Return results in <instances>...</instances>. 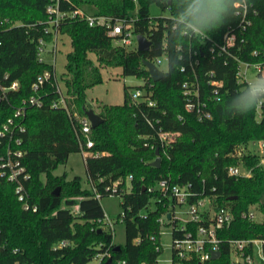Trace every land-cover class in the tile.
Masks as SVG:
<instances>
[{
	"label": "trees",
	"instance_id": "16d2710c",
	"mask_svg": "<svg viewBox=\"0 0 264 264\" xmlns=\"http://www.w3.org/2000/svg\"><path fill=\"white\" fill-rule=\"evenodd\" d=\"M51 2L0 0V84L19 82L18 90H8L0 101V130L34 94L32 86L38 76L53 71L50 64L39 62L37 55L38 40H52L45 30ZM253 2L259 15L238 46L244 59L255 60L252 53L260 50L264 60V0ZM152 4L167 10L169 16L152 17ZM60 7L113 19L136 13L134 33L145 35L152 45L147 52H139L137 47L127 50L114 43L105 27L90 26L86 19L61 23V40L68 37L72 49L60 81L73 113L86 115L85 109L90 107L87 93L103 82L104 64L120 66L124 76L136 75L144 83L134 89L125 85L122 104L104 105L98 111L104 121L92 130L91 148H86L85 138L77 135L78 123L64 109L52 107L59 96L52 82L40 90L41 107L25 105L24 115L18 119L25 126L23 142L16 148L24 152L22 163L30 175L25 182L28 199L38 209H24L15 184L0 176V243L5 244L7 259L33 264H88L111 248L110 261L102 264H160L159 219L169 212L171 201L161 190L149 189L162 180L190 184L195 196L189 202L208 196L217 207L230 208L234 219L220 232L222 238H264V167L256 150L249 149L250 142L264 140V104L260 119L257 104L245 112L243 101L250 89L237 82L236 62L212 58L207 45L184 33L187 23L217 41H222L229 29L239 33L240 18L232 0H61ZM90 53L96 54L99 64ZM164 53L169 57L168 70L155 82L143 59L154 62ZM211 71L224 82L221 99H210L213 117L200 121L185 108L183 83L196 76L207 99ZM136 89L148 94L156 106L146 101L131 103V93ZM162 132L175 134L169 144L165 145ZM81 141L90 154L85 165L91 189L84 188L78 176L67 179V173L53 172L71 154L82 151ZM157 150L159 167L151 165ZM239 164L251 168L252 174L230 175L228 167ZM57 188L59 195L54 193ZM114 194L121 197L123 209L115 224L123 216L125 225L126 241L120 250L114 249L117 245L112 247L110 230H100L97 224L105 216L101 199ZM151 204L154 209L148 208ZM250 212L255 213L254 218L249 217ZM166 226L173 228V237L181 235L175 222ZM63 240L71 244L53 247ZM16 247L20 252L14 254ZM191 264L200 263L194 260ZM201 264H232L230 246L222 243L220 257Z\"/></svg>",
	"mask_w": 264,
	"mask_h": 264
},
{
	"label": "built area",
	"instance_id": "2783aa9c",
	"mask_svg": "<svg viewBox=\"0 0 264 264\" xmlns=\"http://www.w3.org/2000/svg\"><path fill=\"white\" fill-rule=\"evenodd\" d=\"M60 1L61 0H52L47 7L48 20L45 22V30L47 34L52 35V40L50 42L46 41L44 38L38 40V60L41 63L50 64L53 71H46L38 76L36 82L32 86L34 94L28 100L23 101L24 105L16 109L14 117H10L0 130V176L5 178L8 182L15 184V192L24 209L29 210L32 208L34 211L38 208L30 204L28 199L29 195L25 186V182L30 178V175L27 173L22 163L24 152L20 148H16V146L22 144L23 140L21 133L25 131V126L18 119L23 117L25 105L30 104L38 107L43 105L40 90L46 82H52L59 95L58 99L52 103V107L55 109H64L69 117L78 123L79 132L77 129L76 133L79 137L81 135L85 138L86 148H91L93 146V140L91 138L93 127L90 119L87 115L79 116L77 113L71 111L68 105L67 95L61 86L60 75L57 70L58 53L60 52L62 41L59 31L61 23L66 19H86L90 26L105 27L115 44L127 50L138 47L136 34L134 33V23L137 19L136 13L130 18L113 19L110 16L90 15L81 9L62 10ZM232 5L236 15L240 18L238 26L239 33L233 29H229L223 35L222 41H217L209 37L199 27L192 23H187L184 33L189 34L191 37L194 36L198 38L201 44L207 45L208 53L212 58L226 57L233 59L236 62L235 77L237 82L250 89L256 81L264 79V60L260 57V50L253 51L252 55L256 58L255 60L244 59L241 56V48L238 46V43L244 42V34L253 25L254 18L259 15V11L254 6L253 0H232ZM154 63L161 69L162 64L167 63L168 65L169 57L164 53L157 57ZM251 73L254 74L255 80L250 78ZM215 75V71L209 73L207 84H209L211 90L207 99L206 93L204 89H202L196 76L194 79H187L183 83L185 108L187 111L194 113L200 121L213 117V113L209 107L210 99H221V89L223 88L224 82L222 79H216L214 77ZM18 88V81H13L10 86H3L0 84V101L7 97L8 90H18ZM141 101H146L149 106H156V102L153 101L148 94H145L143 90H134L131 93V103H139ZM262 105L263 104L257 103L256 111L258 119L262 117ZM174 135L175 134L170 132L161 133V138L164 139L165 145L170 143ZM257 144L260 149L256 152L260 155V165L264 167V140L257 142ZM85 146L83 145V141H81L83 153H86ZM244 149L246 152L248 151V148ZM242 151H238V154ZM228 173L237 177L250 176L252 170L243 164H239L229 166ZM128 178L132 179V176ZM154 190H161L164 195L169 196L171 201L169 212L161 217L159 222L162 225L171 221L175 222L177 224V231L182 232L181 235L177 234L175 237H173L172 234L173 243L171 246V257L168 261L170 264H191L194 260L198 261L200 264L205 263L213 259L214 252L219 251L221 255L222 243H227L230 246L232 264H264V238L225 239L220 236V232L228 229L233 222L234 216L230 208L224 206L217 207L214 201L208 196H202L193 200V202H189L190 198L195 196V192L192 191L190 184L170 183L167 180H162L155 188L149 189V191ZM113 191H117L116 186L113 188ZM95 196L100 198L99 193H95ZM179 208H183V211L188 213L189 218L187 220H183L177 216ZM169 213L171 214L170 219L167 217ZM249 217L254 218L255 213L250 212ZM120 221L123 222V216ZM97 224L100 230L104 228L110 230L113 235L112 247L115 246V222L105 213L103 218L97 220ZM70 244V241L63 240L53 247H64ZM157 249L163 253L162 245H158ZM19 252L20 249L17 247L12 250L14 254ZM162 253L158 258L160 264H164L161 258ZM111 257L112 251L111 248H109L105 252L97 254L88 264H102L105 260L110 261ZM0 264L33 263L20 260L10 262L7 259L5 244L0 243Z\"/></svg>",
	"mask_w": 264,
	"mask_h": 264
},
{
	"label": "rangeland",
	"instance_id": "374dc122",
	"mask_svg": "<svg viewBox=\"0 0 264 264\" xmlns=\"http://www.w3.org/2000/svg\"><path fill=\"white\" fill-rule=\"evenodd\" d=\"M150 12L152 17L169 16V12L167 10H163L156 4H152L150 6ZM71 49L72 46L70 43V39L68 37H63L57 60V70L60 76L66 72L67 53L71 51ZM89 56L96 64L100 63V61H98L97 59L96 54L90 53ZM104 66L105 67L101 70L103 82L90 89L87 93L88 104L90 106L88 108L94 109L97 113L100 109H102L104 105L122 104L124 102L125 85L131 87L130 89H134V87L143 85L144 83V80L136 75L124 76L122 74V68L120 66H115L109 63L104 64ZM167 68V63L162 64V70H167ZM250 78L252 80H255L254 74L251 73ZM249 148L256 151H259L260 149L255 141L249 143ZM88 156H90V154L87 151L86 153H83L82 151L79 153H73L70 155L65 164L59 165V167L53 172L55 175H62L64 173H67V179H72L78 176L82 179L81 183L83 187L86 189H91L92 185L88 180L85 165V160ZM121 202V197L116 194L108 195L101 199V204L104 208L105 213L109 215V217L114 222L118 218L119 214L123 212ZM154 207V204L148 206V208L150 209H154ZM183 210V208H179L177 216L183 220H187L189 218V215ZM160 232L161 245L163 247L161 258L164 261V264H170L168 261L171 257V246L173 243L172 227L166 226V224H164L162 225ZM125 241V225L122 221H120L118 224H116V235L114 242L116 243V245H123L125 244Z\"/></svg>",
	"mask_w": 264,
	"mask_h": 264
},
{
	"label": "water",
	"instance_id": "95a60500",
	"mask_svg": "<svg viewBox=\"0 0 264 264\" xmlns=\"http://www.w3.org/2000/svg\"><path fill=\"white\" fill-rule=\"evenodd\" d=\"M136 38L138 43L137 49L139 52H147L151 49L152 42L145 35L137 34ZM143 64L148 70L153 81L157 82L165 77L166 71L160 69L154 62L148 59H143ZM85 114L90 119L93 128L99 126L104 121L101 115L95 112V110L92 108H86ZM151 165L155 167H159L161 165V156L159 150L156 151V159L153 162H151ZM59 191L60 189L57 188L56 191L54 192L55 195H59ZM167 217L170 219L171 214L169 213ZM115 249L120 250L121 249L120 245H118ZM219 255H220L219 251L214 252L213 259L218 258Z\"/></svg>",
	"mask_w": 264,
	"mask_h": 264
},
{
	"label": "clouds",
	"instance_id": "9594fccd",
	"mask_svg": "<svg viewBox=\"0 0 264 264\" xmlns=\"http://www.w3.org/2000/svg\"><path fill=\"white\" fill-rule=\"evenodd\" d=\"M245 112L252 109L257 103L264 104V79L256 81L244 97Z\"/></svg>",
	"mask_w": 264,
	"mask_h": 264
}]
</instances>
